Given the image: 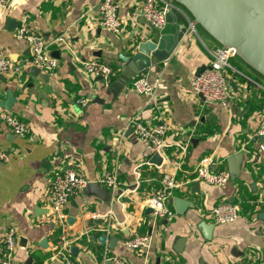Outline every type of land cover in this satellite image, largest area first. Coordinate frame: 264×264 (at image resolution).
<instances>
[{"label": "crops", "instance_id": "1", "mask_svg": "<svg viewBox=\"0 0 264 264\" xmlns=\"http://www.w3.org/2000/svg\"><path fill=\"white\" fill-rule=\"evenodd\" d=\"M140 1H123L120 34L99 26V0H9L0 10V56L15 61L30 57L28 44L14 36L22 25L41 35L51 56L58 51L53 56L58 67L47 79L28 66L22 75L0 80V102L10 90L14 103L7 111L30 126L28 135L18 137L0 122V149L7 155L6 161L0 160V241L9 227L16 229L14 264H60L52 253L61 233L44 195L55 170L70 163L87 182L100 181L111 170L118 181L115 192L101 183L110 194L108 200L83 191L64 208L67 217L75 218L67 223V237L77 248L72 257L80 264H106L107 256H119L127 264H264V150L259 149L264 138L260 141L256 135L264 120V78L234 57L226 70L234 84L229 107L204 102L191 91L190 79L208 66L205 48L215 42L195 26L194 31L186 30L167 59L151 58L148 68L120 85L119 56L133 44L158 37V30L140 15ZM175 12L187 27L190 19ZM9 23L17 27L8 30ZM58 38L62 41H55ZM91 59L114 69L109 87L82 71L80 61ZM140 75L157 85L154 100L131 89ZM158 112L166 116L169 129L157 164L150 162L152 156L133 134L120 143L112 140L114 134H124L135 114L156 124ZM238 151L244 157L236 180L223 187L191 181L203 156L212 157L211 170L228 172L227 157ZM164 172L189 182L174 190V216L153 223L145 200ZM176 197L190 202L183 214L176 213ZM224 201L239 204L241 215L235 222L215 224L205 217ZM202 221L214 225L209 239L199 227ZM87 230L88 237L77 238ZM135 234L151 235L146 252L123 247L122 242ZM101 235L107 236L105 244L99 241ZM114 237L118 241L112 250L107 244ZM44 238L46 248L40 245Z\"/></svg>", "mask_w": 264, "mask_h": 264}, {"label": "built area", "instance_id": "2", "mask_svg": "<svg viewBox=\"0 0 264 264\" xmlns=\"http://www.w3.org/2000/svg\"><path fill=\"white\" fill-rule=\"evenodd\" d=\"M124 0H99L98 24L105 30L114 34H120L123 30V21L119 15V9ZM9 4V0H0V10L4 11ZM169 9L181 12L180 7L166 0H141L139 3V12L143 18L151 23L158 31L163 28L166 23L165 14ZM188 29L194 31V27L188 20ZM15 38L25 41L30 48V57L23 61H15L9 56H0V75L6 78L22 75L24 67H36L40 71L53 74L58 67V60L52 57L47 50L46 43L40 34L31 30L28 26L22 25L14 30ZM55 41H62L58 38ZM209 56L208 66L202 72L192 74L190 79L191 91L194 94L202 95L204 102L208 104H218L223 108L230 105V81L227 74V68L230 67V59L236 57L232 48L222 46L206 47ZM82 71L91 77H101L103 84L109 87L112 84L114 69L99 60H81ZM157 85L150 82L144 75L138 76L131 84L133 92L139 95H148L151 99H155ZM86 100H82L85 104ZM155 118L157 123L144 122L138 114L129 118V124L133 126L132 134L146 149L148 154L152 156L157 153L162 159L164 149L167 146L166 132L169 129L166 116L158 112ZM0 122L8 126L10 131L18 137H24L29 134L30 126L28 122L19 119L10 111L0 108ZM257 136L264 137V120L260 123L256 130ZM125 138L123 133H116L112 136V140L120 143ZM186 146L182 147L184 151ZM260 150H264V145L260 144ZM0 160L6 161L7 155L0 149ZM161 161V160H160ZM212 157L210 155L203 156L196 164L191 181L209 184L212 186L223 187L229 181V173L227 171H213L210 169ZM160 168V165H157ZM178 170V164H176ZM104 184L111 192L118 189V181L116 171H105L102 179L98 181ZM187 181L178 180L174 174L164 172L159 186L145 200V206L151 209L153 223L157 219H170L174 216L173 210L170 208V201L174 195V190L184 186ZM87 180L79 172L72 163L58 168L50 178L46 189L44 200L46 202L51 220L54 225L60 229L59 241L52 253V258L56 259L60 264H80L71 255L70 247L72 241L67 237V214L64 208L68 204L69 199L83 192V188ZM241 215V209L238 203L224 201L216 204L213 208L205 212V217L215 224H228L235 222ZM92 218H96V214L92 213ZM98 229V228H96ZM106 231L109 229L106 228ZM91 230H87L84 234L77 238L88 237ZM261 233L264 236V223L261 227ZM152 237L150 234H135L131 238H127L122 242L125 249L141 254L150 248ZM18 246V236L14 227H9L0 241V264H14L13 256ZM112 264H127L119 256H107ZM172 263L174 260L168 257Z\"/></svg>", "mask_w": 264, "mask_h": 264}, {"label": "water", "instance_id": "3", "mask_svg": "<svg viewBox=\"0 0 264 264\" xmlns=\"http://www.w3.org/2000/svg\"><path fill=\"white\" fill-rule=\"evenodd\" d=\"M177 7L179 6L182 13L190 19L193 27L198 26L214 42L219 43L222 47L232 48L238 57L246 66L255 71L264 78V0H170ZM166 23L158 31V37H153L145 41L133 44L128 53L120 55L122 61L120 85L125 84L128 77L137 74L142 69L148 68L151 64V58L158 61L167 59L174 51L179 41L183 38L188 29L185 24L179 22L181 17L173 9H169L165 14ZM8 23V22H7ZM18 25V24H17ZM16 24H7L6 29L14 30ZM152 28L154 26L152 25ZM58 51L52 53V57L57 55ZM205 67L201 68L202 72ZM34 74L40 75L41 78L47 79L48 73H42L38 68H32ZM3 76L0 75V80ZM101 80V77H97ZM119 85V88H120ZM231 86L234 84L230 83ZM200 95V94H199ZM202 97V95H200ZM93 101H97L94 98ZM14 103V96L8 90L6 99L0 102V107L11 110ZM133 126H129L124 136L129 138L132 134ZM260 136L259 140H263ZM244 154L241 151L234 152L227 157L228 173L230 181L236 180L240 175L241 163ZM161 158L154 153L150 159L151 163L157 164ZM83 191L87 196H98L104 200L110 198V194L98 181H88ZM174 206L177 214H183L190 202L182 198H174ZM151 209L147 208L146 213ZM264 218V217H263ZM75 218L67 217V223L70 224ZM213 223L202 221L199 227L203 230L206 239L211 237ZM107 236H99V241L105 244ZM118 239L116 237L108 240V247L114 249ZM45 243V244H44ZM40 245L46 248V238ZM76 247H71L72 256H75ZM107 260L106 264H111Z\"/></svg>", "mask_w": 264, "mask_h": 264}, {"label": "trees", "instance_id": "4", "mask_svg": "<svg viewBox=\"0 0 264 264\" xmlns=\"http://www.w3.org/2000/svg\"><path fill=\"white\" fill-rule=\"evenodd\" d=\"M215 45H216V46H221V45H220L219 43H217V42H215ZM241 206H242L243 208H245V207H246V206H245V205H243V204H242Z\"/></svg>", "mask_w": 264, "mask_h": 264}, {"label": "rangeland", "instance_id": "5", "mask_svg": "<svg viewBox=\"0 0 264 264\" xmlns=\"http://www.w3.org/2000/svg\"><path fill=\"white\" fill-rule=\"evenodd\" d=\"M236 58H238V57H236Z\"/></svg>", "mask_w": 264, "mask_h": 264}]
</instances>
